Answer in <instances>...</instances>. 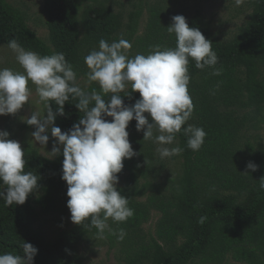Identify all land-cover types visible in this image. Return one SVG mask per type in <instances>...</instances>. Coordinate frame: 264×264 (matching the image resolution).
I'll return each instance as SVG.
<instances>
[{"label":"trees","instance_id":"obj_1","mask_svg":"<svg viewBox=\"0 0 264 264\" xmlns=\"http://www.w3.org/2000/svg\"><path fill=\"white\" fill-rule=\"evenodd\" d=\"M111 2L45 0L48 45L30 28L20 10L0 0V46L15 39L25 50L41 56L63 53L77 80L87 77L84 57L99 49L101 39L108 43L122 37L129 42L136 39L145 55L155 45L162 50L176 46L175 35L167 31L174 16L171 9L150 8L146 31L139 38L142 5L135 7L126 22ZM248 3L252 10L249 20L228 41L216 37L212 22L200 11L187 21L213 42L218 61L204 69L189 61L188 91L194 110L174 141L182 149L172 158L178 170L163 178L169 164L156 151L154 138L158 133L154 131L153 139L144 140V132L136 130L133 119L127 131L138 155L123 161L120 173H128L127 185L117 188L128 198L133 215L125 222L109 219L103 239L97 237L98 230L88 218L70 228L60 223L63 231L55 240H48L37 228L42 217L70 214L68 185L62 179L64 157L62 151L48 159L33 147L22 148L25 172L37 176L38 187L23 205L7 206L0 199V254L22 255L21 246L28 242L38 249L34 264H85L81 248L93 238L104 244H120L125 264H264V190L259 187L264 178V145L256 149L250 143V134L264 129V0ZM215 70L219 75L213 74ZM93 89L99 91V85L85 91ZM121 95L126 106L140 98L131 88ZM77 102L70 96L64 115L58 114L54 101L48 102L57 113L54 126L68 132L79 122L84 113L76 107ZM145 115L152 122L150 115ZM189 124L206 132L198 151L187 146L183 128ZM249 162L258 169H248ZM154 212L160 217L155 236L148 241L142 227L151 222ZM121 229L125 233L122 240L118 238Z\"/></svg>","mask_w":264,"mask_h":264},{"label":"clouds","instance_id":"obj_2","mask_svg":"<svg viewBox=\"0 0 264 264\" xmlns=\"http://www.w3.org/2000/svg\"><path fill=\"white\" fill-rule=\"evenodd\" d=\"M241 3L242 0H235L237 6ZM167 31L175 35L174 48L162 50L160 45H155L149 54L138 53L134 57L128 55L132 47L129 41L121 38L108 43L101 39L99 49L84 57L89 70L88 83L99 85V91L91 92L79 86L73 66L63 53L41 56L25 50L15 39L7 43L23 72L0 69V116L17 114L29 103V83L36 86L37 103H45L47 115L35 111L30 118L25 117L24 122L35 126L31 135L34 142L42 146L48 144L47 133L51 132L55 138L50 152L53 157L61 154L62 146V179L68 185L67 207L71 221L81 225L90 218L100 239L105 238L109 219L125 222L133 215L128 198L117 190L123 161L138 155L129 141L130 121L135 119L136 130L144 132V140L153 139L154 129L159 133L154 142L161 145L156 151L162 159L179 154L180 147L163 145L173 144L176 134L193 114L194 105L188 91L189 61H195L198 69L214 66L218 61L212 50L213 42L198 28L190 27L183 15L173 16ZM213 74L219 75V70ZM128 86L131 92L140 94L131 106H126L123 99L131 93L121 95ZM109 94L110 98L105 100ZM70 96L78 100L75 105L84 115L72 129L62 132L54 126L57 113H53L48 102L54 101L58 114L64 115V105ZM183 131L188 136V148L198 151L206 137L204 129L189 124ZM9 136L8 131L0 130V187H3L0 199L7 206L23 205L37 189L38 178L32 172H25V152L21 144ZM247 168L256 171L258 165L249 162ZM259 181L260 189L264 190V178ZM203 220L202 217L199 222ZM124 235L121 229L118 238L122 240ZM21 247L22 255L0 254V264H34L38 249L28 242Z\"/></svg>","mask_w":264,"mask_h":264},{"label":"rangeland","instance_id":"obj_3","mask_svg":"<svg viewBox=\"0 0 264 264\" xmlns=\"http://www.w3.org/2000/svg\"><path fill=\"white\" fill-rule=\"evenodd\" d=\"M11 5L20 10L26 17L30 28L37 33V35L43 39L48 45H51L49 39V30L46 22L47 17L43 13L45 0H7ZM111 4L116 13L122 12L126 17L135 11V7L142 5L143 17L140 24L138 36L142 38L146 31L148 20L150 18L149 9L153 7L169 8L175 15H183L188 21L197 12H202L213 25V32L217 38L228 41L234 37L238 32V29L242 27L250 18L252 14L251 7L248 0H242V3L237 6L235 0H111ZM123 38V37H122ZM125 39V38H123ZM132 47L128 50L129 57H134L136 54L144 52L140 49L138 41L135 39L130 42ZM9 68L13 71L23 72V69L18 64L15 58V54L7 46H0V69ZM89 71V70H88ZM79 86L87 90L95 82L88 83L87 77H81L77 80ZM31 90L29 103H26L24 107L15 115H3L0 116V130H6L10 133L9 139L18 141L22 148L33 147L42 156L48 159H54L50 153L53 147L55 138L51 136L49 131V142L46 146L40 145L38 142H34V138L31 133L35 131V126H28L24 122V118H30L33 112L37 111L40 115H47V108L44 102L37 103L39 97L36 93V86L29 83ZM131 87L125 89L128 91ZM154 131L158 133L155 129ZM63 132V131H62ZM159 135V133H158ZM251 145L254 148L259 149V144L264 145V129L258 132L251 133ZM160 147L161 145H158ZM164 147L172 148L177 144L173 142L171 145H163ZM61 151L63 150L62 146ZM174 156V155H173ZM173 156L166 157L168 166L164 172V179L171 177L175 170H178L176 161L172 160ZM176 156V155H175ZM128 173H119V183L117 188H121L127 185L126 178ZM71 214L67 217L59 215L43 216L37 228L43 232L44 236L48 240H55L57 235L63 231L60 223H65V228L73 226L71 221ZM160 215L154 212L151 222L142 227V235H144L148 241L151 236H155L156 224ZM105 242V241H104ZM121 245H109L106 241L105 244L97 239L89 238L86 240L81 248V254L85 260V264H125L126 255L120 252Z\"/></svg>","mask_w":264,"mask_h":264}]
</instances>
